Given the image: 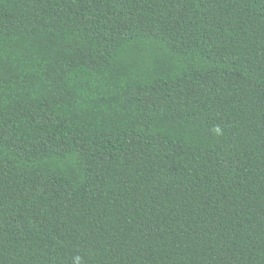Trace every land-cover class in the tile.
I'll list each match as a JSON object with an SVG mask.
<instances>
[{"label":"trees","instance_id":"trees-1","mask_svg":"<svg viewBox=\"0 0 264 264\" xmlns=\"http://www.w3.org/2000/svg\"><path fill=\"white\" fill-rule=\"evenodd\" d=\"M77 257L264 264V0H0V264Z\"/></svg>","mask_w":264,"mask_h":264},{"label":"clouds","instance_id":"clouds-1","mask_svg":"<svg viewBox=\"0 0 264 264\" xmlns=\"http://www.w3.org/2000/svg\"><path fill=\"white\" fill-rule=\"evenodd\" d=\"M217 131H219V129H217ZM75 264H79V257L76 258Z\"/></svg>","mask_w":264,"mask_h":264}]
</instances>
